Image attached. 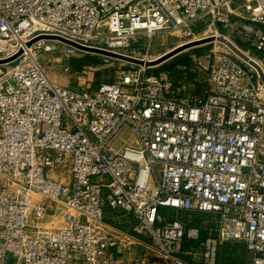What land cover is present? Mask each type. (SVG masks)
I'll use <instances>...</instances> for the list:
<instances>
[{"label": "built area", "instance_id": "built-area-1", "mask_svg": "<svg viewBox=\"0 0 264 264\" xmlns=\"http://www.w3.org/2000/svg\"><path fill=\"white\" fill-rule=\"evenodd\" d=\"M160 33L264 52V0H0V264H216L222 241L264 264V70L210 50L193 77L127 62L68 86L40 60L48 36L121 54ZM64 45L71 77L89 52Z\"/></svg>", "mask_w": 264, "mask_h": 264}, {"label": "rangeland", "instance_id": "rangeland-1", "mask_svg": "<svg viewBox=\"0 0 264 264\" xmlns=\"http://www.w3.org/2000/svg\"><path fill=\"white\" fill-rule=\"evenodd\" d=\"M207 33L209 32L207 31ZM228 37L233 40L239 48L247 52V54L254 57L256 60L260 61L264 66V60H260L258 55H264V52H257L255 49L249 47L244 41L240 40L239 38H233L231 34H228ZM47 42L56 45V52L43 53V55L40 56V60L46 66L52 79L57 82L60 79L65 85H71L73 80H82V82H85L87 84L89 83L90 85L97 84L99 82H109L112 80V72L115 67L119 65H128L126 61L104 54L89 52L84 54V56L74 57V59L87 56L95 57L97 59V64L86 65L82 68V73L74 71L71 67L73 74L71 75V77L65 76L61 74L59 65L57 64V62H55L57 61L56 57L58 56L59 51L65 48V45L53 40H48ZM181 42L182 40L175 35L160 33L154 36L152 39L143 37L135 42L131 47L121 50L120 53L132 57L145 58L147 60L164 55L165 53H167V51H170L180 45ZM203 42L206 45L204 44L202 46L193 47L195 45L193 44L192 46L177 52L176 54H174V56L168 58L167 60L162 61L158 64L151 65L150 71H152L153 73L175 72V74L186 72L188 77H193L195 73L192 71V69H190L191 59L193 56L210 50L225 51L235 55L227 46L223 45L222 43H214L208 40H203L202 43ZM184 67H186L185 70ZM79 73L82 78L78 76ZM124 130L129 133V135L131 136L130 141L133 143L135 140L131 130H129L128 128H124ZM184 221L186 222L187 227H198L202 239L206 238L207 233L210 231L209 229H213L216 224L213 216L205 213H194L187 216L185 215ZM42 224H46V222L44 221L42 222ZM194 242L195 241L192 242L189 239H185L184 246L189 247L192 245L195 250L200 251L201 242ZM200 259V257L197 258V260ZM247 259L248 253L246 252L242 244L225 241L220 242L217 249L216 264H244Z\"/></svg>", "mask_w": 264, "mask_h": 264}, {"label": "water", "instance_id": "water-1", "mask_svg": "<svg viewBox=\"0 0 264 264\" xmlns=\"http://www.w3.org/2000/svg\"><path fill=\"white\" fill-rule=\"evenodd\" d=\"M44 38H46L47 40L59 41V42H61L63 44L75 47V48L83 50V51L94 52V53H98V54H104V55H107V56H110V57H113V58H117V59L129 62V63L140 64V65L141 64H145V65L158 64V63H160L162 61H165L168 58L174 56V54H176L177 52H179V51H181V50H183L185 48H188V47L193 45L192 44L193 42L185 44V45H183L184 47L174 48V49L168 51L167 53H165L164 55H161L159 57V59H157V61H146V62H144V61H142L140 59L134 58L132 56L124 55V54L114 53V52H110V51H106V50H102V49L86 48V47L80 46V45H78L76 43H73L71 41L61 39V38H56V37H51V36L44 37ZM218 40L221 43H223L224 45H226L241 60H243L244 62H246V63H248V64H250V65H252L254 67H256L254 65L255 64L254 61L250 57L246 56L237 46H235L232 43H230L224 37L218 38ZM208 41H212V39H210Z\"/></svg>", "mask_w": 264, "mask_h": 264}, {"label": "bare ground", "instance_id": "bare-ground-1", "mask_svg": "<svg viewBox=\"0 0 264 264\" xmlns=\"http://www.w3.org/2000/svg\"><path fill=\"white\" fill-rule=\"evenodd\" d=\"M218 38H222V37H218V34H213L212 36H210V37H203V38H198V39H196L192 44H195L193 47H198V46H202V45H204L205 43L203 42L202 43V41L203 40H210V39H212V41L211 42H214V43H218V42H220L219 40H218ZM230 43H232L233 45H235V46H237L236 44H235V42L234 41H232L230 38H228V37H225ZM206 45V44H205ZM226 46V45H225ZM178 48L179 47H184L183 46V44H180V45H178L177 46ZM176 47V48H177ZM238 47V46H237ZM239 48V47H238ZM246 56H248V57H250L253 61H254V65L257 67V69H259V71L260 70H264V66L261 64V62L260 61H258V60H256L254 57H252V56H250L249 54H247V52H245V51H243L241 48H239ZM231 51V50H230ZM168 52V51H167ZM159 57L160 56H158V57H156V58H152V59H147V60H149V61H157V59H159Z\"/></svg>", "mask_w": 264, "mask_h": 264}, {"label": "trees", "instance_id": "trees-1", "mask_svg": "<svg viewBox=\"0 0 264 264\" xmlns=\"http://www.w3.org/2000/svg\"><path fill=\"white\" fill-rule=\"evenodd\" d=\"M261 58H264V55H261ZM97 64V59L95 57H82V58H73L71 60V67L74 71L80 72L82 68L86 65H95ZM199 241H195L197 243Z\"/></svg>", "mask_w": 264, "mask_h": 264}, {"label": "crops", "instance_id": "crops-1", "mask_svg": "<svg viewBox=\"0 0 264 264\" xmlns=\"http://www.w3.org/2000/svg\"><path fill=\"white\" fill-rule=\"evenodd\" d=\"M261 57V55H260ZM264 59V58H263ZM85 67V66H84ZM81 72V71H80ZM82 78V77H81ZM57 82V81H56ZM71 82V80H70ZM74 82V83H73ZM58 83H60L61 85H65L63 84V81H61L59 79ZM82 83V80H79V81H72L71 85H68V86H77L78 84ZM74 84V85H72ZM131 139V136L129 135V133H127V131H125L124 129L120 132V134L117 136V138L115 139V146L116 148H120L122 147L123 145L127 144L128 142H131L130 141Z\"/></svg>", "mask_w": 264, "mask_h": 264}]
</instances>
